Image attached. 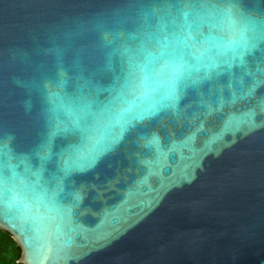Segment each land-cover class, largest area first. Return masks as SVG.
Returning a JSON list of instances; mask_svg holds the SVG:
<instances>
[{"label":"water","instance_id":"water-1","mask_svg":"<svg viewBox=\"0 0 264 264\" xmlns=\"http://www.w3.org/2000/svg\"><path fill=\"white\" fill-rule=\"evenodd\" d=\"M0 228L23 264H264V0H0Z\"/></svg>","mask_w":264,"mask_h":264},{"label":"trees","instance_id":"trees-1","mask_svg":"<svg viewBox=\"0 0 264 264\" xmlns=\"http://www.w3.org/2000/svg\"><path fill=\"white\" fill-rule=\"evenodd\" d=\"M21 248L12 235L0 228V264H23L19 261Z\"/></svg>","mask_w":264,"mask_h":264}]
</instances>
